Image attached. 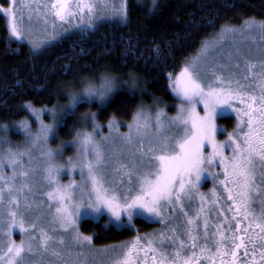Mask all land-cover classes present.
<instances>
[{
	"label": "snow or ice",
	"instance_id": "snow-or-ice-1",
	"mask_svg": "<svg viewBox=\"0 0 264 264\" xmlns=\"http://www.w3.org/2000/svg\"><path fill=\"white\" fill-rule=\"evenodd\" d=\"M5 3L9 6L0 5V15H6L13 37L24 38L25 33L17 16L28 8L31 19V6L23 5L17 9L18 0H11L10 3L5 0ZM107 7L90 0H51L43 5L42 12L39 8L35 12L43 17L45 24L49 16L53 17V27L57 21L71 24L74 19H78L76 27L88 30L96 26L93 21L97 10L103 11ZM111 8L121 22L127 21L126 3H121L119 7L112 5ZM243 28L264 34V21L249 19ZM33 46H36L34 42ZM210 47L202 45L203 51L185 63L178 73L168 74L171 91L180 101L175 116L168 117L163 109H158L152 117L141 106L133 115L132 123L127 125V133H120V125L111 119L107 125L108 135H100L101 126L95 120L96 114L88 113L80 119L91 117L93 130L76 131L73 146L77 155L75 159L69 158L65 164L56 163V157L62 151L57 149L54 153L48 147L50 139L56 138L57 126L63 124L66 117L74 115L76 106L83 100L91 102L95 97L101 103L107 102L114 90L122 86L120 78L102 74L99 85L93 79H87L88 83L82 91L68 92L69 103L58 110L56 106L52 109H36L28 105L39 122V128L32 134L27 121H22L21 127L29 132L33 145H40L41 155L45 158L44 179L49 190L44 195L49 202L51 225L74 233L73 239L77 243L90 245L92 236L79 231L80 222L86 219L99 222L107 215L110 219L105 221L106 224L130 226L136 217L163 218L168 210L175 212L177 208L185 218L182 233L174 226L169 229L173 235L164 237L170 240L174 251H160L151 238L141 245V238L137 237L130 245L123 246L110 264H141V259L143 264H149L150 253L151 264H204V261H208V264H264V198L260 201V213L257 215L252 211L254 189H259L264 195V72L260 74L256 85L259 93H256L255 88L249 91L248 86L241 83V79H248L247 76L237 79L236 73L231 71L225 76L223 69L226 65L217 68L214 62H207ZM253 67L249 62L246 70ZM261 67L264 68V62ZM129 75L130 90L140 87L137 77L131 73ZM237 101L240 107L235 106ZM227 109L236 113L237 128L227 134L226 141L221 142L217 140V134L223 130L218 127L217 119L223 117ZM44 111L52 116L53 123L47 124L41 118ZM153 127L156 129L154 136L149 132ZM169 131L172 135L166 134ZM113 136L134 146V151L129 152L130 162L118 163L112 168L113 174L120 177L118 183L115 179H109L107 169L111 161L105 156L101 143ZM206 147L211 150L207 155ZM226 149L231 150L230 156L226 155ZM22 155L8 150L0 158V168L6 158L14 169L12 176L0 172V181H3L0 202L4 200L6 188L9 206L15 205L17 209L20 203L18 194L26 187L25 184L19 187L15 184V168L17 165L23 166ZM28 155L31 160V153ZM217 161L222 168V173L217 175L223 176L218 183L227 193L228 204L227 208L220 205L217 209L219 223L214 225L213 230L203 206L205 195L198 188L202 177ZM76 169H79L82 178L80 183L75 180L68 184L61 183L59 177L65 170L75 172ZM19 175L26 178L28 173L21 171ZM211 195L214 199L210 203L218 205L220 197L215 189ZM197 197L201 202L200 207L190 215L185 209ZM201 216H204L202 236ZM13 227H18L21 234L28 236L27 244L23 239L19 244L9 240L5 245L6 251L0 254V264H24V254L34 251V242L38 240V247L46 253L50 242L55 240L43 227H38L35 221L26 222L23 214L15 210L0 217V231L5 235L11 236ZM201 239L203 244L200 243ZM60 242L63 243V239ZM241 251L242 257L239 256ZM51 254L55 257L61 255L55 249H52Z\"/></svg>",
	"mask_w": 264,
	"mask_h": 264
},
{
	"label": "trees",
	"instance_id": "trees-1",
	"mask_svg": "<svg viewBox=\"0 0 264 264\" xmlns=\"http://www.w3.org/2000/svg\"><path fill=\"white\" fill-rule=\"evenodd\" d=\"M0 1L4 7L8 5ZM127 3L126 23L107 22L91 31L71 33L37 55L26 43L11 39L5 16L0 15V138L14 135L13 130L9 135L5 127L31 120L29 104L36 109L65 104L69 88L87 79L98 80L102 74L119 77L122 86L104 104L81 102L75 114L59 126L60 138L75 137L82 127L80 118L88 113H95L101 124L111 119L130 122L141 106L159 105L173 115L179 100L170 90L168 74L178 73L222 29L240 27L249 19L264 21V0ZM130 73L141 85L133 90ZM220 124L230 130L233 120L224 117ZM136 225L148 231L155 227L140 220ZM143 228L141 231H145ZM82 229L87 234L97 231V245L124 242L135 235L92 221L84 222Z\"/></svg>",
	"mask_w": 264,
	"mask_h": 264
},
{
	"label": "rangeland",
	"instance_id": "rangeland-1",
	"mask_svg": "<svg viewBox=\"0 0 264 264\" xmlns=\"http://www.w3.org/2000/svg\"><path fill=\"white\" fill-rule=\"evenodd\" d=\"M10 2L11 0H9V3ZM40 2L42 4V7L39 6ZM50 2L51 0H49L48 3ZM90 2L109 6L103 11H100L98 9L97 12L95 13L93 22L96 24V26L107 22H120L122 24L127 22V21L121 22L120 18L113 13L111 8L112 5L119 7L121 3L128 4L127 0H90ZM43 4L44 3L42 2V0H18V3L16 5L17 9L21 8L23 5H30L32 10L31 19H29L28 8H25L23 13L17 16V20L20 23V26L25 33L24 38H17L12 36L10 28L8 26V20L6 18V15H4L7 21V26L11 39H16V41L18 42L26 43L31 48L32 52L36 55L39 54L45 47L60 41L63 37L71 33L84 30L82 28L76 27V25L79 24L78 19H74L71 24H68L67 22L61 24L59 21H57L55 27H53L52 21L54 18L49 16L48 23L45 24L43 22V17L38 16L35 12L37 8H39V10L42 12ZM0 5H2L1 1H0ZM8 6L9 4L6 7ZM127 20H128V6H127ZM85 22H87V16H85ZM243 26L244 24L240 27L224 28L220 31V33H218L212 39L205 42L204 45L211 46L208 51L206 59L209 64L214 62L217 68H219L222 65H226V67H224L223 69V74L225 76L228 75L229 71L236 73L235 78L237 79L247 76L248 79L246 80L241 79V83L247 85L248 86L247 90L249 91L255 88V91L258 94L259 88L256 87V85L259 82L260 74L264 72V68L261 67V63L264 62V34H261L257 30L248 31L247 29L243 28ZM95 27L89 28L86 31H91ZM33 42L36 45L35 47L33 46ZM202 51L203 49L201 48L199 52L195 56L191 57L187 62L192 60ZM249 62H251L254 65V67L251 70H246L247 64ZM237 65L239 67H237ZM95 81L97 83H101V78ZM84 82L72 86L71 88L68 89L67 92L73 90L80 91ZM173 95L175 96L174 93ZM82 102H87V103L98 102L99 104H104L99 102L97 99H92L91 102L87 100H83ZM68 103H69V98L67 103L57 105L56 106L57 110L59 109V107H62ZM143 108L145 112L152 117L155 116V113L157 112L158 109H163L168 117L175 116L177 112V108H176V112L173 115H169L165 111V109L159 105H156V108L155 107L152 108L143 107ZM45 112L47 111L42 112L41 118L47 124L53 123L52 116L48 112L47 114H45ZM29 113L31 116V120H26V121L30 129V132L34 134L39 128V122L36 120L35 114L32 113L30 109H29ZM229 113L233 114V111L231 109H227L223 117L231 115ZM90 118L91 117H88V119H83L82 127L80 128V131L92 132L93 130L92 118L91 121ZM220 118L221 117H219L218 119ZM95 120L98 123L96 116H95ZM132 120L130 122H120L116 120V122L120 125L119 127L120 133H127L129 131L127 125L132 123ZM98 124L101 126L99 129L100 135H108L109 133V129L107 127L108 123L107 124L98 123ZM217 125L220 129L226 130V128L222 125L220 126L218 122ZM59 126L60 125L57 126L56 138L50 139L48 147H51L52 149H60L62 151V154L57 155L56 163L65 164L69 158H73V159L76 158L77 152H76V148L73 146L76 135L71 139L60 138V136L58 135ZM5 129H7L6 132L9 135H10V131L13 130L14 135L13 136L4 135V137L0 138L1 139L0 158L4 157V154L8 150H11L13 153L23 154L21 157L23 161V166L21 167L17 165V167L15 168V173H16L15 184L17 187H19L21 184H25L26 187L21 193L18 194V199L20 202L18 209L16 208L15 205L9 206L8 190L6 188L4 189V200L0 202V217L5 216L7 213L13 210L18 211L19 213L23 214V218L25 219L26 222L35 221L38 227H43L50 236L55 237V240L50 242L49 251L46 253L42 252L38 247V240L34 242L33 243L34 251L32 253L26 252L24 254V264H65L66 261L68 262V264H76V261H79V264L110 263L111 259L109 258H112L114 254L116 255L123 247L122 246L123 244L119 246H114L112 249L107 248L106 250H102V251L94 250L93 247L89 246L87 243H84L83 245L77 243L73 239L74 233L65 232L62 229H60L58 226L51 225L49 223V221L51 220V214L48 211L49 202L47 200L46 195H44V193H46L49 190V185L47 181L44 179L45 158L41 155V147L40 145H33L31 143V137L29 135V132L25 131L21 127V122L15 124L11 128L5 127ZM149 132L150 135L153 136L156 135V129L154 127L151 128ZM166 134L172 135L170 131L166 132ZM97 139L99 140L100 137L97 136ZM217 140L221 142L226 141L227 133H225L224 137L220 139L218 133ZM101 143L105 156L109 157L111 161L107 169L109 173V179H115L118 183L120 177L115 176L113 174L112 168L117 166L118 163H125V164L129 163L131 160V157L129 156V152L134 151V146L123 143V141L116 136H113L109 141H101ZM210 151L211 150L209 148L207 147L205 148L206 155ZM29 152L31 153V160L28 155ZM216 164H219V161H217ZM214 167L215 165L212 166L209 172L205 173L204 177H202L199 183V188H198V191L205 195L206 199L203 206L205 208V214L208 215L209 217L210 228H212L213 230H214V225L216 223H219V220L217 218L214 219V217L216 216L215 213L218 209L217 205L214 206L212 203H210V201L213 200L211 193L212 190L215 189V182L210 186L209 185L210 183L208 184L207 181H212L214 180L213 178L216 177V174L214 176V172H213ZM21 171L27 172L28 176L26 178L20 176L19 173ZM0 172H2L5 176L13 175L14 172L13 166L7 163L6 158L3 167L0 168ZM59 179L63 184H68L72 180H75L77 183H80L82 180L79 169H76L75 172H68L65 170L60 175ZM2 186H3V181H0V187ZM200 186H204L203 188L207 186L206 187L207 189L202 190L203 188L201 189ZM25 197H27V202L25 201ZM262 198H264V195H262L259 190V197L252 204V211L257 215L260 213L261 210L260 201ZM200 204L201 202L197 197L192 202V204L187 205L185 210L188 212L190 210H193L195 212V210L200 207ZM192 214L194 213H191L190 215ZM145 218H147L150 221L158 222L157 228H155L153 231L155 233H158L154 235V238L156 239V243H160L163 246H169L167 247L168 248L167 250L174 251V246L171 244L170 240L165 239L164 237H171L173 235V233L170 232L169 229L173 228L174 226L177 227L181 233L183 232V228L185 226L184 225L185 218L180 214L179 209L177 208L175 212H173L172 210H168L163 218L158 217L157 220H152L149 217H145ZM203 219L204 216H201L200 217L201 236L203 235ZM29 231L31 230L29 229ZM35 235L38 236L39 233L36 232ZM22 239L25 240V243L27 244L28 236L26 234H21L18 227L12 228L11 236H7L3 233V231H0V254L6 251L5 245L8 244L9 240H12L15 243L19 244ZM61 239H63V243L60 242ZM156 243L155 245L159 246ZM200 243L201 244L204 243L203 239H201ZM52 249L58 251L61 254L60 257L53 256L51 254ZM77 254H81V255L78 256ZM104 257H106V260L104 259Z\"/></svg>",
	"mask_w": 264,
	"mask_h": 264
},
{
	"label": "flooded vegetation",
	"instance_id": "flooded-vegetation-1",
	"mask_svg": "<svg viewBox=\"0 0 264 264\" xmlns=\"http://www.w3.org/2000/svg\"><path fill=\"white\" fill-rule=\"evenodd\" d=\"M42 2L45 4V3H48L49 2V0H42ZM43 4V5H44ZM40 7H42V4H41V2H40V5H39ZM82 31V30H81ZM86 31V30H85ZM235 106L236 107H240L241 105L239 104V102H235ZM229 114H231V113H229ZM226 117H228V118H230V119H232L233 120V127H232V129H226V130H223L222 132H220L219 133V139L220 138H223L224 137V135H225V133H229V132H232L234 129H236L237 128V116H236V113L235 112H233V114H231V115H228V116H226ZM222 118H224V117H221L220 119H222ZM220 119H218V123H219V125L221 126V124H220ZM245 131H247V128L245 127ZM226 155H231V150L230 149H226ZM213 172H214V176H215V174H216V177L215 178H213L214 180H212V181H207L208 182V184L211 186L214 182H215V190H216V192H217V194H218V196L220 197V202H219V204L217 205V208H219L220 207V205H223L225 208H227V204H228V202H227V199H226V197H227V193H225L224 191H223V187L218 183V181L220 180V179H223V176L222 175H217V174H219V173H222V168L221 167H219V164H215V167H214V169H213ZM201 187V189L204 187V186H200ZM207 187V186H206ZM203 188L202 190H204V189H207V188ZM259 197V189H254V191H253V202H252V204L257 200V198ZM212 199H214L213 197H212ZM192 211V212H191ZM191 213H194V211L193 210H190L189 211V214H191ZM216 214V213H215ZM228 215L229 216H231V213H228ZM150 219H152V220H157L158 219V217H149ZM215 218H217V216H215L214 217V219ZM109 220V218H108V216L107 215H105L99 222H94L92 219H86V220H84V221H82L81 223H80V232L81 233H83L84 235H88V236H92V241H91V244L89 245V246H91V247H93V249L94 250H99V251H102V250H106L107 248H110V249H112L114 246H119V245H121V244H123L122 246H125V245H130L137 237H140L141 238V245H144L145 243H146V240L148 239V238H151V239H153L154 241H155V243H156V239L154 238V235H156V234H158V233H155V232H153L154 231V229L155 228H157V226H158V222H154V221H150V220H148L147 218H145V217H136V218H134L133 219V221H132V223H131V225L130 226H121V227H116L114 224H111V223H108V224H106V223H104V221H108ZM138 220H140V221H143V223L144 224H146V225H153V226H155L152 230H150V231H148V230H146L145 228H143V229H145V231H141L142 230V228L141 227H138L137 225H136V221H138ZM86 221H92L94 224H96V225H98V224H103L106 228H108V227H113V229L115 230V231H122V230H129V231H131L132 233H134L135 235L132 237V238H129L128 240H126V241H124V242H118V243H111V244H109V245H97V244H95V242H94V236L97 234V231L96 230H94L93 231V234H87L86 233V231H84L83 229H82V225H83V223L84 222H86ZM258 231V230H257ZM156 244H158L159 246H157L158 248H159V250L160 251H164V252H166V253H170L172 250H170V251H168L167 249V247H169V246H163V245H161L160 243H156ZM257 252H259V248H257ZM141 255V257L143 256V254L141 253L140 254ZM114 256H116L115 254L113 255V257ZM239 256L240 257H242L243 256V252L241 251L240 253H239ZM112 257V258H113ZM112 258H109V259H111L112 260ZM102 259V258H101ZM104 259L106 260V257H104ZM257 259H259V257H257ZM148 261H149V264H151V253L149 254V256H148ZM106 264H110V263H106ZM141 264H143V260L141 259ZM204 264H208V261H204Z\"/></svg>",
	"mask_w": 264,
	"mask_h": 264
},
{
	"label": "clouds",
	"instance_id": "clouds-1",
	"mask_svg": "<svg viewBox=\"0 0 264 264\" xmlns=\"http://www.w3.org/2000/svg\"><path fill=\"white\" fill-rule=\"evenodd\" d=\"M88 83V81L86 80L85 82H84V84H83V86L85 85V84H87ZM95 83L97 84V85H99L100 83H97L96 81H95ZM83 86H82V88L80 89V91H82L83 90ZM73 91H75V90H73ZM93 99H95V97L93 98ZM100 102V101H99ZM53 151H54V153L57 151V149H53Z\"/></svg>",
	"mask_w": 264,
	"mask_h": 264
}]
</instances>
